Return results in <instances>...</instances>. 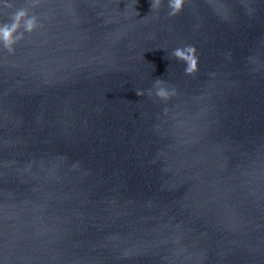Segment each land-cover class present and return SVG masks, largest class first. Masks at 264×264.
I'll use <instances>...</instances> for the list:
<instances>
[{
    "label": "water",
    "instance_id": "water-1",
    "mask_svg": "<svg viewBox=\"0 0 264 264\" xmlns=\"http://www.w3.org/2000/svg\"><path fill=\"white\" fill-rule=\"evenodd\" d=\"M8 2L0 264H264V0Z\"/></svg>",
    "mask_w": 264,
    "mask_h": 264
},
{
    "label": "clouds",
    "instance_id": "clouds-1",
    "mask_svg": "<svg viewBox=\"0 0 264 264\" xmlns=\"http://www.w3.org/2000/svg\"><path fill=\"white\" fill-rule=\"evenodd\" d=\"M26 3L34 7L39 3V0H26ZM184 4L185 0H167V6L169 9L167 15L170 17L177 15L182 10ZM161 5L162 0H150V8L152 11L159 10ZM2 6L5 9L13 7L8 0H2ZM9 21L10 22L0 23V45H2L3 49H5L9 54L14 52L13 45L23 39L25 33H31L36 28L42 26L35 14H29V7L23 6L17 8L9 16ZM171 56L185 63L186 67L184 68V72L186 75H193L197 72L198 58L196 56V48L194 46L189 45L182 48H175L173 49ZM165 84L166 82L164 80L157 78L153 82L155 92H153L152 89H148L147 93H145L144 90L137 89L136 95L143 96L147 94L149 97L155 95L157 98L167 101L172 96L176 95V89L174 87H165ZM165 112H167V109H165ZM75 166L76 165L74 164L73 167Z\"/></svg>",
    "mask_w": 264,
    "mask_h": 264
}]
</instances>
